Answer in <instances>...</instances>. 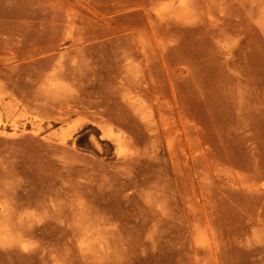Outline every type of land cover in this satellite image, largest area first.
<instances>
[{
    "label": "rangeland",
    "instance_id": "obj_1",
    "mask_svg": "<svg viewBox=\"0 0 264 264\" xmlns=\"http://www.w3.org/2000/svg\"><path fill=\"white\" fill-rule=\"evenodd\" d=\"M78 1L0 0V40L21 34L28 42L39 28L38 57L55 55L52 67L25 64L27 72L67 61L51 78L63 84L61 96L29 112L1 111V127L18 132L0 134V200L15 210L0 236V264H264V0H185L188 10L178 8L182 0H109L117 11L108 0ZM142 34L150 36L147 55L130 47ZM78 37L87 39L73 44ZM139 76L144 91L134 88ZM123 87L153 125L120 96ZM35 119L49 141L34 134ZM110 127L125 134L122 145Z\"/></svg>",
    "mask_w": 264,
    "mask_h": 264
},
{
    "label": "bare ground",
    "instance_id": "obj_2",
    "mask_svg": "<svg viewBox=\"0 0 264 264\" xmlns=\"http://www.w3.org/2000/svg\"><path fill=\"white\" fill-rule=\"evenodd\" d=\"M78 1V0H77ZM80 1H82V0H80ZM80 1H78V2H80ZM104 1V0H103ZM88 2V1H87ZM89 2H91V0L89 1ZM99 2V1H98ZM97 2V3H98ZM109 2V3H108ZM108 4H110L111 2L108 0ZM188 2V1H187ZM96 3V1L93 3V4H95ZM96 3V4H97ZM103 3H105V2H103ZM107 3H106V5H107ZM113 3V2H112ZM111 3V4H112ZM90 4H92V2L90 3ZM89 4V5H90ZM99 4H101V1L99 2ZM105 5V6H106ZM113 6H114V3L112 4ZM94 6V5H93ZM92 6V7H93ZM113 6L112 7H110L109 5H108V7L109 8H112V9H114V10H116L117 11V9H118V5H116V7H117V9H116V7L115 8H113ZM101 7V6H100ZM100 7H99V9H98V6H96V8L100 11ZM103 7H104V5H103ZM107 7V6H106ZM89 8H90V6H89ZM95 8V7H94ZM109 8H108V11H109ZM178 8H181V10H188V8H189V6L187 5V3H186V1L185 0H182V1H180V3H179V5H178ZM112 9H110V10H112ZM95 10V9H94ZM107 10V9H106ZM122 10H124V9H122ZM35 11V10H34ZM36 12V11H35ZM97 12V11H96ZM104 12V11H103ZM110 12V11H109ZM119 12V11H118ZM70 13H72V12H70ZM98 13V12H97ZM113 13V12H112ZM128 13V12H127ZM130 13V12H129ZM96 13L94 12V15H95ZM101 14H103V13H101ZM20 15V14H19ZM67 15V14H66ZM66 15H65V17H66ZM89 16L91 15V17H93L94 15L91 13V14H88ZM69 16H71V14L69 15ZM73 16V15H72ZM104 16V15H103ZM120 16V15H119ZM118 16V17H119ZM74 17V16H73ZM72 17V18H73ZM110 17V16H109ZM113 17V16H112ZM111 17V18H112ZM124 17H125V15H124ZM130 17V16H129ZM180 17V16H179ZM86 18V17H85ZM108 18V17H107ZM114 18H116V17H114ZM123 18V17H122ZM128 18V17H127ZM5 19V18H4ZM94 19V18H93ZM97 19V18H96ZM106 19V18H105ZM126 19V18H125ZM12 20V19H11ZM30 20V19H29ZM83 20H84V18H83ZM82 20V21H83ZM89 20V19H88ZM113 20V19H112ZM129 21H130V19H128ZM132 20V19H131ZM3 21V20H2ZM1 21V22H2ZM64 20H62V22H63ZM66 21H67V19H66ZM85 21V20H84ZM83 21V22H84ZM123 21H124V19H123ZM127 21V20H126ZM128 21V22H129ZM149 21V20H148ZM23 22V21H22ZM76 22H78V21H76ZM81 22V21H80ZM99 22V21H98ZM128 22H127V24H128ZM134 22V21H133ZM144 22H146V21H144ZM47 23V24H46ZM45 23V25H47V27H49V23L50 22H46ZM74 23V22H73ZM88 23H89V21H88ZM101 23H103V22H101ZM110 23V22H109ZM112 23V22H111ZM126 23V22H125ZM125 23H124V25H125ZM130 23V22H129ZM150 23H152L151 21H150ZM2 23H0V25H1ZM44 24V23H43ZM42 24V26H45V25H43ZM78 24H79V22H78ZM83 24V23H82ZM81 23H80V25H82ZM84 24H86V26H84L83 28H87V22H85ZM94 24V23H93ZM92 24V25H93ZM95 24H96V20H95ZM106 24V23H105ZM120 24H121V21H120ZM3 25V24H2ZM66 25V24H65ZM64 25V26H65ZM91 24H90V27L92 26ZM100 25H104V24H100ZM99 25V26H100ZM108 25V24H107ZM137 25V24H136ZM143 25H145V27H146V24L145 23H143ZM151 25V24H150ZM152 25H153V23H152ZM42 26H39L40 27V29H41V31L39 30V32H44V30H42ZM94 26V25H93ZM133 26V25H132ZM159 26V25H158ZM1 27V26H0ZM3 28H0V29H4L3 31H5V28L7 29V26L4 28V26H2ZM22 27H24L23 25H22ZM37 26H36V23L35 22H30V23H28L27 25H26V28H30V29H33V28H36ZM70 27V26H69ZM77 27V26H76ZM75 27V28H76ZM82 27V26H81ZM115 27H117V26H115ZM118 27H119V25H118ZM134 27H135V25H134ZM161 27V26H160ZM15 28V27H14ZM44 28V27H43ZM45 28H46V26H45ZM44 28V29H45ZM95 28V27H94ZM105 28V27H104ZM126 28H128V27H126ZM125 28V29H126ZM129 28H130V26H129ZM137 28H138V26H137ZM20 29H24V30H26L25 28H21L20 27ZM37 29V28H36ZM34 30V32H33V34H32V31H31V33H28V35L29 34H32L31 35V37L33 36L35 39H33L32 38V40L30 41V39L31 38H28L29 39V41L27 42L26 40H25V36L26 35H24V37H23V35H19V37H14V38H10L9 36H5L4 38H3V40L1 39L0 40V115H1V111H5L7 114H9V115H12L14 112H15V110H16V108H21V109H23V110H27L28 111V109H31V108H40V107H42V106H44L46 103H49V101L51 100V99H56L57 97H59V96H61V93H62V90H63V88H64V86H63V84L61 83V82H55L54 84H52L51 83V78H52V76L53 75H57V74H60V73H62V68L63 67H65V65L67 64V61L65 60V54L64 55H61V56H63L62 58L65 60H63L62 58V61L65 63V65L63 64V62H62V64L63 65H56V63L53 61V63H54V67L52 68V70L50 69V71H48V73H47V69H46V67L45 68H43L46 64H44L45 62L44 61H46V63H48V62H51V59H53V58H50V57H54L55 55H51L50 57H49V55L50 54H47L48 55V59H46L45 58V56H44V58L42 59V58H40V57H38V55L39 54H41V53H43V46H44V48H45V42L43 43V41L41 42V39H40V42L42 43V44H44V45H42L41 43V48L43 49L41 52L39 51V50H41L40 49V46H39V42H37V38L35 37V36H37V37H39V36H42V33H41V35L37 32L38 31V29L37 30ZM74 29V28H73ZM77 29V28H76ZM98 29V28H97ZM101 29V28H100ZM116 29V28H115ZM135 29V28H134ZM146 30L148 29V28H145ZM154 29V28H153ZM156 30H157V28H155ZM163 29V28H162ZM79 30H80V27H79ZM78 30V31H79ZM81 30H83V29H81ZM80 30V31H81ZM85 30H87V29H85ZM85 30H83L84 32H86ZM117 30V29H116ZM137 30V29H136ZM138 30H141L140 28L138 29ZM155 30V31H156ZM2 31V30H1ZM13 31V30H12ZM17 31V30H16ZM45 31L48 33V31H50V30H46L45 29ZM83 31H81V33L83 34L84 32ZM98 31V30H97ZM96 31V32H97ZM104 30H101V32H103ZM108 31V30H107ZM107 31H106V33H107ZM113 31V30H112ZM143 31V30H142ZM154 31V30H153ZM159 31H160V29H158V33H159ZM21 31H19V33H20ZM30 32V31H29ZM44 33V35L46 34L47 36H49L47 33ZM72 32H73V30H72ZM71 32V35H73L74 36V32L72 33ZM91 32V31H90ZM92 32H93V30H92ZM100 32V31H99ZM105 32V31H104ZM103 32V33H104ZM109 32V31H108ZM117 32V31H116ZM119 32V31H118ZM145 32V31H144ZM150 32V31H149ZM148 31L147 32H145V33H149ZM157 32V31H156ZM4 32H2V34H3ZM10 33H12V32H10ZM98 33V32H97ZM121 33V32H120ZM141 32H139L138 34H140ZM153 33V32H152ZM158 33H156V34H158ZM5 34V33H4ZM3 34V35H4ZM38 34V35H37ZM82 34H78V35H81L82 36ZM88 34V33H87ZM91 34V33H90ZM94 34V33H93ZM126 34V33H125ZM125 34L123 35V37L125 36ZM133 36H132V35ZM156 34H154V35H156ZM16 34H14V36H15ZM18 35V34H17ZM71 35H69V36H71ZM76 35V34H75ZM77 35V36H78ZM84 35V34H83ZM99 35H100V33H99ZM104 35V34H103ZM103 35H101V36H103ZM130 35L132 36V37H134V32L133 33H130ZM152 34H151V32H150V36H151ZM154 35L152 36V37H154ZM105 36V35H104ZM119 36V35H118ZM126 36L127 37H129L128 36V34H126ZM150 36H148L147 34H142V35H140V36H138V37H140V44L139 43H133L134 45H132V46H130V47H134L133 49H140L141 50V53L142 54H144V55H147V52H149V50H150ZM88 37V36H87ZM87 37H83V39H81V40H83V41H85V39H87ZM91 37V36H90ZM93 37H96L95 35L93 36ZM92 37V39H94ZM117 37V36H116ZM115 37V38H116ZM121 37V36H120ZM119 37V38H120ZM157 37V38H156ZM1 38V37H0ZM42 38V37H41ZM45 38H46V36H45ZM51 38H52V36H51ZM77 38V37H76ZM79 38V37H78ZM85 38V39H84ZM101 38H103V37H101ZM114 38V39H115ZM91 39V38H90ZM90 39L88 40V42L90 41ZM111 40H112V37L110 38ZM128 39V38H127ZM130 39V38H129ZM139 39V38H138ZM155 39L158 41V35H156L155 36ZM80 41V38L79 39H77L76 41H75V39L73 40L72 39V41H75V42H72L73 44L75 43V44H78V43H76L77 41ZM106 41H107V39H105ZM125 40V39H124ZM123 40V42H127V40H125L124 41ZM151 40H152V38H151ZM154 40V39H153ZM153 40H152V42H153ZM83 41H80V43L81 42H83ZM106 41H100V42H98V43H100V46H104V44L103 45H101V43H105L106 44ZM132 41V40H131ZM27 42V43H26ZM87 42V41H86ZM120 42V41H119ZM47 43V42H46ZM54 43V42H53ZM90 43V42H89ZM92 43H93V41H92ZM110 44V42L108 41L107 42V45H109ZM129 43V42H128ZM127 43V45H129ZM154 43V42H153ZM159 43V42H158ZM59 44V43H58ZM71 44V43H70ZM94 44V43H93ZM156 44V43H155ZM48 45V44H47ZM46 45V46H47ZM49 45H50V43H49ZM49 45L47 46V49H49ZM54 45V44H53ZM57 45V44H56ZM72 45V44H71ZM113 45V44H112ZM117 45V44H116ZM125 45H126V43H125ZM154 45V44H153ZM50 46H52V45H50ZM55 46V45H54ZM58 46V45H57ZM98 46L99 45H97L96 47L98 48ZM110 46V45H109ZM155 46V45H154ZM81 48L83 47V46H80ZM93 47H94V45H93ZM105 47V46H104ZM111 47V46H110ZM116 47H118V46H116ZM129 47V48H130ZM53 48V47H52ZM78 48V47H77ZM87 48V47H86ZM89 48V47H88ZM107 48H109V47H107ZM121 48V47H120ZM120 48H119V53L117 54L118 56H121L122 54L121 53H126L127 54V52H125V50H123V51H121L120 50ZM128 48V50H130ZM46 49V50H47ZM78 49H80V48H78ZM90 49V48H89ZM88 49V50H89ZM94 50H95V48H93ZM105 49V48H104ZM112 49V48H111ZM127 49V48H126ZM156 49V48H155ZM50 50L52 51V49L50 48ZM53 50H56L55 48H53ZM75 50V49H74ZM113 51H114V49H112ZM47 51H49V50H47ZM47 51H45V52H47ZM76 51V50H75ZM79 51V53H81L82 55H83V53H85V51H86V49H85V46H84V48H82L81 50H78ZM97 51V50H96ZM105 51H106V49H105ZM130 51H134V50H130ZM138 51V50H137ZM44 52V53H45ZM50 52V51H49ZM100 52V51H99ZM101 52H103V50H101ZM109 53H110V51H108ZM107 52V53H108ZM136 52V51H135ZM134 52V53H135ZM54 53V52H53ZM60 54L62 53L63 54V52H59ZM75 54H77V56L79 55V53L78 52H74ZM133 53V54H134ZM52 54V53H51ZM55 54V53H54ZM74 54V55H75ZM97 54H98V52H97ZM101 53H99V55H100ZM121 54V55H120ZM128 54H130L131 55V52L130 53H128ZM137 54V53H136ZM136 54H134L135 56H133L134 58L136 57ZM44 55V54H43ZM42 55V56H43ZM89 55V54H88ZM98 55V56H99ZM104 55V54H103ZM105 55H106V53H105ZM104 55V56H105ZM109 55H111V53L109 54ZM41 56V55H40ZM59 56V55H58ZM57 56V57H58ZM76 56V55H75ZM79 56H81V55H79ZM78 56V57H79ZM84 56V57H83ZM83 56H81V57H83L82 59H85L86 58V55H83ZM96 56V55H95ZM117 56V57H118ZM126 56H128V55H126ZM125 56V57H126ZM60 57V56H59ZM114 58V57H113ZM46 59V60H45ZM55 59V58H54ZM59 59V58H58ZM77 59V58H76ZM79 59V58H78ZM78 59H77V61H78ZM91 59V58H90ZM103 59H104V57H103ZM147 59V56H146V58H145V60ZM148 59H149V57H148ZM47 60H50V61H47ZM56 60V59H55ZM80 61H81V59H79ZM97 60H100L99 58H97ZM96 60V61H97ZM105 60V59H104ZM111 60V59H110ZM121 60V59H120ZM83 62L85 61V60H82ZM115 61V60H114ZM44 62V63H43ZM57 62V61H56ZM60 62V63H61ZM100 62V61H99ZM107 63H108V61H106ZM134 62H137V61H135L134 60ZM138 62H139V59H138ZM40 63H42V64H40ZM78 63H79V61H78ZM86 63V62H85ZM94 63H96V62H93V65H94ZM25 64H27V65H30V66H32V65H44L43 67H40V68H38V70H37V67H39V66H36V67H32L33 69H32V71H30V73L29 72H27V70L25 69ZM129 64L130 63H128V65L126 66V69L128 70V69H130L129 68ZM48 65H50V63H48ZM48 65H46L47 66V68H48ZM70 64H68V66H69ZM25 66V67H24ZM63 66V67H62ZM145 66H147V64L146 65H144V67ZM50 67H52V64L50 65ZM71 66H69V69H70V71H71V68H70ZM73 67V66H72ZM76 67V66H75ZM29 68V67H28ZM94 68H96V67H94ZM93 68V69H94ZM122 68V67H121ZM181 68V67H180ZM178 69V68H177ZM183 69V68H182ZM25 70V71H24ZM35 70V71H34ZM49 70V69H48ZM68 70V69H67ZM66 70V71H67ZM184 70H185V68H184ZM187 70L188 69H186V71H184V72H187ZM65 71V70H64ZM69 71V72H70ZM175 71H177L176 69H175ZM181 71V70H180ZM96 72H97V70H96ZM23 73H29V74H26V75H24ZM68 73V72H67ZM67 73H65V74H67ZM102 73V72H101ZM173 73H174V71H173ZM178 73V72H177ZM122 74V73H121ZM126 74V73H125ZM142 74H143V72L141 73V76H142ZM180 74V73H179ZM178 74V75H179ZM182 74V73H181ZM22 75H24L23 77H25V76H27V84H25L24 82H23V84H21V81H23V80H21V79H19V77H21ZM55 75V76H56ZM70 75V74H69ZM115 75V74H114ZM175 75H177V74H175ZM29 76V77H28ZM57 76H59V75H57ZM98 76V75H97ZM100 76V75H99ZM134 76V75H133ZM44 77V78H43ZM66 77H67V75L65 76V78H64V72H63V80H67L66 79ZM70 77V76H69ZM76 77H77V75H76ZM129 77L130 78H132V76H130L129 75ZM140 77V76H139ZM40 78V79H39ZM43 78V80L41 81V79ZM59 78V77H58ZM57 78V79H58ZM60 78H61V75H60ZM129 78V79H130ZM23 79H25V78H23ZM29 79V80H28ZM70 79H71V77H70ZM77 79V78H76ZM79 79V78H78ZM110 79V78H109ZM112 79V78H111ZM140 79V82L139 81H137L138 82V84H137V82L136 83H134V82H132V84L134 85V88L136 87V88H139V87H141V86H135V85H139V83L141 84V82H143L144 81V77H140V78H138V80ZM142 79H143V81H142ZM36 80H37V82H36ZM38 80H40L41 81V83H39V85H37V83H38ZM80 80H81V78H80ZM83 80V79H82ZM88 81H89V78L87 79ZM115 79H113V80H111V81H114ZM62 81V80H61ZM64 81V82H65ZM70 80H69V78H68V82H69ZM83 81H86V79H84ZM83 81H81V83H83ZM97 81V80H96ZM101 81H103V80H101ZM109 81V80H108ZM111 81H109V82H111ZM129 81V80H128ZM131 81H133V79L131 80ZM89 82H91V81H89ZM94 82V83H93ZM92 83L94 84V86H96L95 84H97V82H95V81H93ZM87 83V82H86ZM99 83V82H98ZM104 83V82H103ZM103 83H99L101 86H104L103 85ZM146 83V82H145ZM25 84V86H23ZM113 85H114V83H112ZM112 84H111V87L113 88V86H112ZM132 84L130 85V87L132 86ZM148 84V83H147ZM156 84V83H155ZM67 85H69L68 83H67ZM76 85V84H75ZM74 85V86H75ZM83 85L85 86L86 84H84L83 83ZM88 85H90L89 83H88ZM87 85V86H88ZM123 85V84H122ZM153 85V84H152ZM158 85V84H157ZM73 86V87H74ZM91 86V85H90ZM93 86V87H94ZM101 86H100V88H101ZM161 86V85H160ZM71 87V86H70ZM79 87H82L81 85L79 86ZM128 87H129V85H128ZM127 87V88H128ZM129 87V88H130ZM142 87H143V85H142ZM142 87L140 88L142 91H144V88L145 87H143V89H142ZM155 86L153 85V87L152 88H154ZM85 88V87H84ZM83 88V89H84ZM95 88V87H94ZM132 89H133V86L131 87ZM147 88V87H146ZM145 88V89H146ZM159 88V87H158ZM80 89H82V88H79V90ZM99 88H97L96 90H98ZM101 89H103V88H101ZM105 89V88H104ZM113 89H115V88H113ZM125 92H124V94H120V96L121 95H123V98H124V100L126 101V103L131 107V108H133V109H135V110H137V112L141 115V117L143 118V120L148 124V125H151L152 123H153V121L145 114V111L142 109L143 108V102L142 101H140L136 96H134V95H131V93L133 92L134 93V91L131 89L130 91L131 92H129L126 88H122ZM156 89H157V87H156ZM160 89V88H159ZM159 89H157V90H159ZM86 90H88V88L86 89ZM90 90V89H89ZM136 90V89H135ZM156 90V91H157ZM92 91V90H91ZM99 91H101L100 89H99ZM142 91H139V92H142ZM146 91V90H145ZM155 91V90H154ZM160 91V90H159ZM88 92V91H87ZM105 91L103 90V93H104ZM112 92H114L113 90H112ZM147 92H148V90H147ZM17 93H19L20 94V96L22 97L21 98V102H20V104H19V102L17 101V98H16V95H17ZM83 93H84V91H83ZM89 93H90V91H89ZM92 93V92H91ZM93 93H95V91H93ZM92 93V94H93ZM97 93H99L98 91H97ZM145 93V92H144ZM143 93V94H144ZM75 94V93H74ZM87 94V93H86ZM86 94H84L85 95V98H84V96L82 97L83 99L82 100H87L86 99ZM101 94V93H100ZM135 94H138V93H136V91H135ZM142 94V95H143ZM146 94V93H145ZM89 95V94H88ZM104 95H105V93H104ZM104 95H101V96H104ZM112 95V94H111ZM117 95V94H116ZM142 95H140L139 97H141ZM158 95V94H157ZM81 96V95H80ZM79 96V97H80ZM96 96V95H95ZM118 96V95H117ZM155 96H156V94H155ZM159 96V95H158ZM19 97V96H18ZM67 97V96H66ZM65 97V98H66ZM78 97V96H77ZM97 97V96H96ZM100 97V96H99ZM112 97V96H111ZM116 97V96H115ZM146 97V96H145ZM145 97H143L144 98V100H150V97L148 98V94H147V98H145ZM70 98V97H69ZM88 98V97H87ZM101 98V97H100ZM117 98H119V96L117 97ZM67 99V98H66ZM65 99V100H66ZM74 99L76 100V95L74 96ZM80 100H81V97L79 98ZM116 99V98H115ZM157 99V98H156ZM106 100V99H105ZM112 100H114V98L112 99ZM143 100V99H142ZM143 100V101H144ZM149 100H148V103H149ZM160 100V99H159ZM54 101V100H53ZM69 101V100H68ZM72 101V100H71ZM115 101H117V100H115ZM114 101V102H115ZM56 102V101H55ZM85 102V101H84ZM158 102V101H157ZM156 102V103H157ZM80 103H83V101H80ZM79 103V104H80ZM92 103V102H91ZM116 103V102H115ZM122 103V102H121ZM58 104V103H57ZM61 104L62 105H64L62 102H61ZM76 104H78V103H76ZM83 104H85V105H88L89 104V102H88V104H87V102H85V103H83ZM98 105V102H95V105ZM101 105H103V104H105V102H101L100 103ZM152 104V103H151ZM47 105V104H46ZM59 105H60V103H59ZM90 105V104H89ZM91 105H93V103L91 104ZM97 105H96V107L95 106H92V107H94V108H97L98 109V107H97ZM101 105H99V106H101ZM120 105H122V104H120ZM119 105V106H120ZM149 105V104H148ZM53 106V105H52ZM51 106V107H52ZM69 106V105H68ZM129 106H127V107H129ZM47 107V109H48V106H46ZM46 107H45V109H46ZM62 107V106H61ZM81 107V106H80ZM91 107V108H92ZM148 107V106H147ZM157 109H158V106H155ZM160 107V106H159ZM43 108V107H42ZM100 108V107H99ZM106 108V107H105ZM120 109H121V107H119ZM119 108H117V109H119ZM153 108V107H152ZM151 108V109H152ZM162 108V107H161ZM59 109V108H58ZM68 109V108H67ZM111 109H112V107H111ZM113 109H116V108H113ZM116 109V110H117ZM123 109V108H122ZM163 109V108H162ZM171 109V108H170ZM169 109V110H170ZM36 110V109H35ZM40 110V109H39ZM50 110H52L51 108H50ZM50 110H47L48 112V114L50 113ZM69 110H71V108L69 109ZM89 110V109H88ZM87 110V111H88ZM91 110V109H90ZM124 111H125V109H123ZM126 110H128V108H126ZM153 110V109H152ZM37 112H39L40 113V111H38V110H36ZM72 111H73V109H72ZM77 110H75V111H73L74 113L76 112ZM92 111H94V109L92 110ZM98 110H96V112H97ZM100 111V110H99ZM108 111H110L109 110V107H108ZM115 110H112V112L110 111L109 113L111 114V113H113ZM129 111V110H128ZM159 111H161L160 109H159ZM163 111V110H162ZM161 111V112H162ZM171 111H172V109H171ZM20 112V111H19ZM18 112V113H19ZM29 112V111H28ZM53 112V111H52ZM51 112V113H52ZM56 112V111H55ZM54 112V113H55ZM67 112V111H66ZM65 112V113H66ZM96 112H94V113H96ZM105 112V111H104ZM104 112H103V114H104ZM118 112V111H117ZM119 112H120V110H119ZM130 112V111H129ZM17 113V114H18ZM43 113V112H42ZM42 113H40V114H42ZM46 113V112H45ZM74 113H72V114H74ZM83 113V112H82ZM89 113H91L92 114V112L91 111H88V115H89ZM107 110H106V112H105V114L107 115ZM121 113V112H120ZM124 113H126V112H124ZM20 114V113H19ZM36 114V113H35ZM110 114H108V115H110ZM117 114V113H116ZM115 113L113 114V115H115V116H117ZM122 115H123V113H121ZM121 114H119V115H121ZM129 115L131 114V113H128ZM154 114V113H153ZM51 115V114H50ZM57 115V114H56ZM58 115H60V116H62V115H64V113H62V115L61 114H58ZM87 115V117H89V116H91V115H89L88 116ZM93 115V114H92ZM127 115V114H126ZM40 116V115H39ZM94 116V115H93ZM111 116H112V114H111ZM125 115H123V117H124ZM18 117V116H17ZM46 117V116H45ZM86 117V118H87ZM95 117V116H94ZM96 117H98V116H96ZM119 117V116H118ZM122 117V118H123ZM131 117H132V115H131ZM93 117H89V118H87V119H92ZM108 118V117H107ZM121 118V119H122ZM127 119L125 120L124 118H123V121L125 120V121H131V118L130 117H126ZM128 118H130V120L128 119ZM45 119V118H44ZM43 119V120H44ZM66 119V118H65ZM98 119V118H97ZM121 119H119L120 120V122L122 123V120ZM137 119V118H136ZM136 119H135V122H136ZM14 120V119H13ZM63 121H64V118L62 119ZM108 120V119H107ZM111 120V119H110ZM112 120H114L113 118H112ZM111 120V121H112ZM115 120H116V117H115ZM118 120V119H117ZM116 120V121H117ZM36 121V119L35 120H33L32 122H34V124H36V128H35V132H34V134L36 133L37 135H38V133H40L42 130H41V124L40 123H38V122H35ZM89 121V120H88ZM92 121V120H91ZM96 121V120H95ZM94 121V122H95ZM103 121H104V119H103ZM124 121V122H125ZM100 122V121H99ZM113 122H115V121H113ZM132 122H134L133 120H132ZM138 122V121H137ZM87 123V122H86ZM96 123V122H95ZM100 123H103L102 121L100 122ZM119 123V122H118ZM126 123V122H125ZM128 123V122H127ZM161 123V122H160ZM105 124H106V121H105ZM110 124V123H109ZM124 124V123H123ZM122 124V125H123ZM137 124V123H136ZM155 124V123H154ZM169 123H167V125H168ZM101 125H103V124H101ZM107 125V124H106ZM115 125V124H114ZM118 125H120V123L118 124ZM124 125H127L128 126V124H124ZM133 125H135V124H133ZM153 125V124H152ZM165 125V124H164ZM132 126V125H131ZM137 126V125H136ZM136 126H133V130L135 129L134 127H136ZM163 126V125H162ZM121 127V126H120ZM123 128L125 127V126H122ZM129 127H130V125H129ZM154 128H157L156 126H154ZM167 127H164V130H167L166 129ZM34 129V128H33ZM125 129H126V127H125ZM128 130H129V128H127ZM132 129V128H131ZM106 131H107V133H108V135L109 136H111L115 141H116V143L118 144V145H122L124 142H125V140H126V136H125V134L124 133H122V132H118V133H116L115 132V130L113 129V127H110V128H108V129H106ZM159 131V130H158ZM169 131V130H168ZM18 132V128L17 127H14L13 128V132H9V131H7L6 130V128H2L1 127V125H0V134H7V133H13V134H16ZM130 132H132V131H130ZM167 132V131H166ZM165 132V133H166ZM158 133V132H157ZM168 133V132H167ZM159 134V133H158ZM157 134V135H158ZM40 135H41V139L42 140H47V141H49L50 140V137L49 136H46V135H43V134H41L40 133ZM39 135V136H40ZM160 137V136H159ZM23 138V137H22ZM63 141H62V143H64L65 142V140L67 139V135H64L63 136ZM64 146H66V145H64ZM1 174V173H0ZM0 176H2V174L0 175ZM3 183V182H2ZM2 189V188H1ZM13 204V203H12ZM14 204H15V202H14ZM13 204V205H14ZM15 210H14V208H13V206L12 207H9L7 204H5L4 203V201H2V200H0V236H3V234L5 233V219L7 218V216H11V214L14 212ZM4 251V250H3Z\"/></svg>",
    "mask_w": 264,
    "mask_h": 264
}]
</instances>
